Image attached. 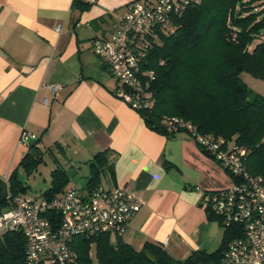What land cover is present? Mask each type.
Returning a JSON list of instances; mask_svg holds the SVG:
<instances>
[{
	"label": "crops",
	"instance_id": "0c3cea01",
	"mask_svg": "<svg viewBox=\"0 0 264 264\" xmlns=\"http://www.w3.org/2000/svg\"><path fill=\"white\" fill-rule=\"evenodd\" d=\"M130 1L0 0V178L24 171L18 164L37 140L46 150L41 163H48L46 156L50 171L64 168L66 186L74 185L70 172L85 171L84 191L87 160L107 149L111 170L103 173V186L140 199L121 238L134 248L166 240L165 249L182 258L217 247L218 227L201 194L233 178L187 134L167 137L151 129L116 94L119 83L91 39L108 37ZM243 79L264 95V79ZM49 84H57L54 92ZM22 130L35 135L27 144L19 141Z\"/></svg>",
	"mask_w": 264,
	"mask_h": 264
},
{
	"label": "trees",
	"instance_id": "16d2710c",
	"mask_svg": "<svg viewBox=\"0 0 264 264\" xmlns=\"http://www.w3.org/2000/svg\"><path fill=\"white\" fill-rule=\"evenodd\" d=\"M262 4L264 0H200L156 24L141 46L144 54L140 65L153 71L147 87L153 102L137 111L151 129L167 137L183 132L213 158L185 127L167 129L166 120L177 117L191 123L200 134L230 140L245 152L247 170L264 175V95L242 77L248 73L264 79V6L258 8ZM45 151L37 144L28 145L18 165L26 174L31 173L43 162ZM105 170H111V161L108 150L102 149L87 160L85 192L101 184ZM68 181L64 168L56 164L50 171L48 187L40 195L54 196ZM7 183L11 195L25 192L27 187L16 168ZM3 204L9 205V198L0 202V212ZM207 215L223 227L219 245L209 250L192 249L182 258L173 257L158 242L144 240L141 247L134 248L121 236L111 238L105 233L77 235L70 246L78 261L93 262V244L95 264H228L224 253L237 226L226 227L219 217L209 211ZM0 264H26L19 228L0 233Z\"/></svg>",
	"mask_w": 264,
	"mask_h": 264
},
{
	"label": "built area",
	"instance_id": "2783aa9c",
	"mask_svg": "<svg viewBox=\"0 0 264 264\" xmlns=\"http://www.w3.org/2000/svg\"><path fill=\"white\" fill-rule=\"evenodd\" d=\"M198 1L132 0L108 37L91 39L94 53L119 83L116 94L133 109L148 107L153 102L147 90L153 71L140 66L146 35L170 13ZM49 88L54 92L57 84H49ZM166 123L167 129L174 125L185 127L233 178L229 185L205 189L201 194V205L207 211L219 217L224 226H237L236 235L227 243L225 262L264 264V175L247 170L243 162L245 152L230 140L200 134L191 123L177 117L168 118ZM34 137L22 130L19 141L27 144ZM7 198L10 204L0 212V233L9 228L20 229L26 264H95L77 260V253L70 246L72 238L100 233L119 237L140 205V199L128 189L101 184L90 193L69 185L51 197L8 192Z\"/></svg>",
	"mask_w": 264,
	"mask_h": 264
},
{
	"label": "rangeland",
	"instance_id": "374dc122",
	"mask_svg": "<svg viewBox=\"0 0 264 264\" xmlns=\"http://www.w3.org/2000/svg\"><path fill=\"white\" fill-rule=\"evenodd\" d=\"M242 76H243V78L247 79L250 75H248L247 73H243ZM45 159L47 160L48 163H46V164L41 163L38 166V168H36L35 170H33L29 174H26L22 169H19V172H18L19 179L22 181V183L27 185L25 192L28 195H31V196L36 195L37 196L39 193H41V191H43L49 185V179H50L49 172H50V166H51L52 162H51V159H48V157H46V156H45ZM69 174H70V182H72V184L76 185L75 186L76 188L82 189V186H83L84 181H85V178L82 175L85 174V171L84 170H78L77 173L70 172ZM101 181H103V182H100L103 185V183L105 182L103 177H101ZM8 207H9V205L3 204L1 211H6ZM213 221L216 222L217 227H218L217 232H219V235H218L219 237L217 240L218 242L216 244V246H218L220 241H221L223 227L216 220H213ZM90 248H91V256L93 258V262H95L93 244Z\"/></svg>",
	"mask_w": 264,
	"mask_h": 264
},
{
	"label": "water",
	"instance_id": "95a60500",
	"mask_svg": "<svg viewBox=\"0 0 264 264\" xmlns=\"http://www.w3.org/2000/svg\"><path fill=\"white\" fill-rule=\"evenodd\" d=\"M37 140H32L29 145L36 144ZM8 195V183L5 179L0 178V202L4 201ZM20 230V229H19Z\"/></svg>",
	"mask_w": 264,
	"mask_h": 264
}]
</instances>
